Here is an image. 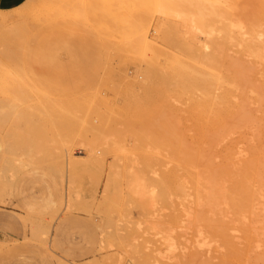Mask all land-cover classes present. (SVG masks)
Returning <instances> with one entry per match:
<instances>
[{
    "label": "bare ground",
    "instance_id": "6f19581e",
    "mask_svg": "<svg viewBox=\"0 0 264 264\" xmlns=\"http://www.w3.org/2000/svg\"><path fill=\"white\" fill-rule=\"evenodd\" d=\"M95 1L96 0H94V2ZM40 2L43 3L42 1ZM69 2L72 5L69 3L71 7L69 8V5L68 8L73 10L72 6L76 3H73L74 0H70ZM41 3L39 4L42 5ZM46 3L48 4L47 1ZM114 4L116 6L115 2ZM40 5L39 7H41ZM26 6L28 7V5ZM86 6L87 5H85V7ZM108 6L110 7V4ZM33 7H36L34 8V12H36L38 7L32 5V9ZM59 7L61 8L62 6ZM91 7H93V5ZM151 7L153 17L155 13L159 15L158 19L153 24L154 38L151 37V39L148 36V31L152 25V21H154L153 18H150L151 15L149 18H143L145 20V25L141 28L139 26L141 24H137L139 20L137 22L135 21L136 23L131 21L132 24L136 25H134L135 27L133 26L134 28L130 25L131 23H128L131 27L127 26V30L126 26H124V33L131 28L134 29V31L141 32L140 34L134 31L133 33L129 31L130 33L120 34L122 30L120 31L119 29L120 32H117L118 34H114V30L112 32L113 34H110L111 31L109 30L110 32L106 33L108 35L105 37L116 40V44L117 41L118 44L119 42L121 43L122 47L117 44L120 53L128 52L132 56L137 57L142 67L138 69V71H145L146 77H150L152 74L157 75L156 72H158L162 83L174 79V86L172 87H175V92L177 94L176 101L181 104V106L177 104L178 107H182L181 111H186L185 113H188V117L190 115L199 119L201 121L200 124L205 122V124L209 126L208 128L211 127V130L214 128L211 135L209 134V144L211 151L212 149L215 150L211 152V156L209 155V169L206 172L207 174H204V180L200 172L197 171L196 166L185 156V154H189L188 156L191 155L190 157H192L194 153H189L188 149L185 150L186 148L183 151L181 148H178L181 150H177L179 144L174 147L176 148L174 150H177L175 153V158L177 159L176 162H174V173H176L177 176L175 179H179V181L178 179L174 181L175 183L179 182L177 187L184 190L182 193L186 192L183 195L178 192V201H181V196H187V198L183 197V199L181 197L182 201L191 197V199L189 198L190 200H188L189 202L192 200V204L194 203V208L189 205L192 209L208 207L206 214L209 213V216L207 217L206 215L204 218L205 221L208 219L207 226L209 232L206 233L203 231L205 230L204 227L202 228L201 224L199 225L197 223L203 217L198 219V215L196 214L198 212L196 210L189 211L186 210V208H184L185 210L182 209V213H180L181 206H183V202H180L182 205L176 206L177 212L180 213V216L176 217L178 228L191 230L195 227L196 229L194 228V231L196 230V237L193 243L194 250L197 252H206L209 255L208 257L213 258L215 257L214 254L220 253L222 255V257L220 254L218 255L220 256V261L215 257L220 263L264 264V150L261 148L262 151L260 152V149H257L258 147L256 146L258 141L261 143V135L264 132L260 131V123L258 124V121L253 118L254 116H251L253 112H259L257 115H260V111L264 110V0H155L152 2ZM75 8H77V5ZM82 8H80V10L78 9L82 11L81 13H83V10H81ZM19 9H21V7H19ZM22 9L24 10L23 6ZM23 10L20 11L22 12ZM28 10L26 11L25 9L22 14L24 15L27 13L28 15L33 12L32 10ZM42 10L41 8V11L39 9L37 12L42 13ZM96 10L99 11V7H96ZM20 11H18V13ZM67 11L70 13L69 10ZM48 12L47 10V13ZM59 12H64L62 14L68 13L63 10ZM1 13L2 11L0 14ZM47 13L46 15L48 16L52 14L50 12V14ZM32 14L35 15L36 13ZM89 14L92 13L89 12ZM89 14L86 15L88 16ZM99 14L97 15L99 16ZM60 15L58 16L60 17ZM83 15L85 14L83 13ZM58 16L56 18H58ZM98 16H95L97 20ZM0 17H2V15H0ZM35 17L36 16H33L32 19ZM85 18L87 19L86 21H88L89 18L92 20L94 17L92 18V16L90 17L89 15V18ZM103 18L105 20V17ZM35 19L34 21L36 22L37 19ZM44 19L47 20V18ZM60 20L62 21V19ZM90 20L89 23L91 24ZM1 22L2 21H0V26H2ZM127 22H129V20ZM127 22L122 23H124L123 25H127ZM16 23L18 24L19 22L16 20ZM122 23L120 26L118 25L120 22H118L117 27L120 26V28H122ZM13 25L11 24L10 26L8 25L9 27L7 26L8 28H4L3 24V27L0 28V198L9 191L13 181L12 178L14 177L13 173H15L14 168H16V166L17 168L22 167L20 168L21 170L26 167L49 163L61 177L65 178V196L63 195V198L65 197V199H63L65 208L72 205L67 175L77 162V160H75L77 155L71 152L73 143L79 138V141L82 142H79L82 146L81 148L88 149L89 151L93 149V145L92 143H85L84 138H82L83 134L81 135L80 132L78 137L70 135L73 130L70 131L71 127L68 126L62 117L63 108H61L62 106L59 101L60 105L56 104V101L55 103H51L49 101L50 98L44 100L43 94L42 97L38 96L44 89L40 88L42 90L40 91L37 88L35 76L30 72V69L26 66L27 64H23L18 58L19 49H22L18 48V40L22 35L19 27H22V25L20 24L18 27H13ZM97 25H99V23ZM105 25L107 26L108 24L106 23ZM111 27L108 26V28L112 29ZM113 28L116 27L114 26ZM96 30L98 31V29ZM104 30L102 29L103 33L106 31ZM98 32H100V30ZM110 38L109 40H112ZM101 41L102 40H100V42ZM20 46H22V44ZM166 47L170 48L174 54L164 51L163 48ZM126 55L129 56L128 54ZM159 57H161L159 59L161 60L160 62H158ZM114 59L116 60L115 57ZM138 77H142L141 73H139ZM136 85L137 84L134 86ZM139 85H137V88L140 87ZM141 85L142 88L144 87L143 93L141 91L142 89L139 94L135 93L137 91H133V93H135L134 97L138 95L135 97L138 102L145 105L150 101L148 90L151 88L148 81L142 80ZM139 89L140 88L137 90L139 91ZM45 93L46 92H44V94ZM94 94L96 95V93ZM89 96L91 97V95ZM98 99L100 100V97ZM101 101L104 107H102V104L101 106L99 104L97 105H99L98 108L102 107L103 109L99 108L94 110V118L93 116L90 117L93 118L91 121L83 119L84 122L82 120L83 123L81 127L97 135L94 137L93 141L96 147L101 148L106 145L107 151L104 148H102V151L114 152L116 155V159L112 161L113 163L108 165L106 185L108 186L109 183L116 179L127 181L128 195L139 198L147 212H151L152 210L155 212L156 210L154 208L159 201L165 199L169 201L171 198L165 193V186L167 185V183L165 184L164 182L166 180L165 173H167L165 169L167 165L170 164L168 155L171 146L167 140L170 137V132H168L166 124L162 119L163 113L162 111H158L155 115L144 119L140 123L136 122L135 125L132 126L129 124L132 121L128 122L129 128L126 127V131L127 134L129 133L130 140L124 137L125 133L123 137L116 134L110 139L106 137L105 134L106 129L110 128L108 127L110 123L108 122L110 120H108L110 117L108 114H112L113 109L117 107L109 108L106 104L107 102H105L107 100ZM170 101L175 105L176 102ZM74 103L76 102L74 101ZM87 104L90 106L91 103ZM75 106L72 107L75 109ZM92 106L89 107V109L87 108L88 106L84 108L91 112ZM170 106L169 104V107ZM63 107H65V105ZM70 110H68L69 113ZM71 112L74 113V111ZM64 114L66 115V113ZM82 114L83 112H81V115ZM67 116H69V119L71 118L70 114ZM87 117L89 118V116ZM261 117L259 118L260 120ZM262 120L259 122H262ZM79 121L81 122V120ZM73 124L74 123H72V125ZM5 125H7L6 130L10 128L7 132L3 131ZM109 130L107 129V132ZM164 136L168 137L166 138ZM127 141L128 145L126 144ZM171 141H173V138ZM231 143L233 144L231 145L232 151L229 150V152L226 149L227 152H223L226 156L224 157L220 154L222 156L221 158H224L221 159L219 157V160H217V155H214V151L217 152V147L221 148L220 146H225V148H227ZM231 146L229 149H231ZM224 149L222 150L224 151ZM174 150L170 151L174 152ZM184 151L186 153H184ZM219 151L221 150L219 149ZM91 153L93 152L91 151ZM165 153H168V155H166V162L164 161L165 163H163L162 158L159 156L162 157ZM171 154L173 155L174 153L170 152V155ZM157 159L162 162H160L161 166H165L162 168L163 170L160 169ZM194 162L196 164L195 160ZM220 164H224L225 166L222 165L223 167H218ZM19 168L15 170H19ZM107 186L106 188H108ZM187 190H191V192ZM105 191H107V189ZM203 195H207L208 197H204ZM204 198H206V201ZM207 198H209V201ZM69 201L71 202L69 203ZM178 201L176 204L179 203ZM205 202L208 203H206L207 206H204ZM161 204H163V202ZM200 210L203 209H199V211ZM152 213L153 212H151V214ZM152 215L149 216L152 217ZM200 223L204 226L202 220ZM46 226L48 227V225ZM47 227L36 226L33 224V221L30 220L29 228L31 235L37 237L39 240H44V238H47L49 235L50 229ZM138 227L140 228L141 225L138 224ZM184 230L182 231L184 232ZM120 231L122 230H119V232ZM194 231L192 230V232ZM112 232V230L111 232L109 231V236H107L112 241H115L116 237L119 238L117 241L120 242V244L126 243L127 248H125L124 251L130 253L138 252V248L135 246L138 242L137 238H131L129 241L126 240V236L121 234L122 232ZM145 234H147V232H145ZM158 234V232L154 233V235ZM107 236L106 238L108 239ZM163 238L168 247L166 254L163 255L164 260H170L169 254L174 252L183 254L184 249H186L185 245L173 242L169 235H165ZM2 243L3 242L0 241V246ZM212 253H214L213 256H211ZM219 262H217V264Z\"/></svg>",
    "mask_w": 264,
    "mask_h": 264
},
{
    "label": "rangeland",
    "instance_id": "374dc122",
    "mask_svg": "<svg viewBox=\"0 0 264 264\" xmlns=\"http://www.w3.org/2000/svg\"><path fill=\"white\" fill-rule=\"evenodd\" d=\"M40 1H42L43 3H41ZM46 1L50 5H48ZM46 1L26 0L22 5L16 7L17 9L15 8L8 11H2V13L0 14L2 15V17H0L2 26H0V28L3 27V24L4 28H6L8 25H13L14 23L15 26L13 25V27H18V25L20 26V24L22 25V27H19L22 34L20 37L24 38H19V40H21L22 42L18 40V48H22L19 49L18 58L23 62V64H27L26 66L35 76L37 81V88L40 91H42L41 89H44V92H48L47 94H44V92L42 91L40 92V94H38V96L42 97L43 94L44 100L50 98L49 101L51 103H55V101L57 102L56 104L60 105L61 103V108H63L62 117L68 124V126L71 127L70 131H74H72L70 135L78 137V134L80 132L81 135L83 134L82 138H84V142L89 144L92 143L93 149L89 151L88 149L86 150L81 148L82 146L80 143L82 142L79 141V138H77L73 143L71 152L77 155V157H75V160H77V162L74 164L73 169L67 175V182L70 190V199L72 201V205L65 208L63 200L65 199V197L63 198L65 190V178L61 177L54 170L52 165H50L49 163H42L39 166L26 168L23 167L25 169L21 170L20 168L22 167H18L19 170H15L18 169L17 166L16 168H14V179L12 178L13 181L11 183L10 189L8 192H6V194H4L2 198H0V241L3 242L0 246V264H217V262L220 261V256H218L220 253L214 254V252L211 255L213 256L214 254L215 257L219 260L217 261L215 257H208L209 255L206 252H197L194 250L193 243L196 237V230L194 231L195 227L191 230L178 228L176 217H179L180 213H182V209L185 210L184 208H186V210L189 211L196 210L199 213L198 214L195 212L198 215V219L200 217H203L197 223L199 225L201 224L202 228L204 227L205 229L203 231L207 233L209 232L207 226L208 219L206 218V222L204 218L206 215L208 217L209 213L206 214L208 207L197 208L198 210L192 209L194 203L192 204V200L190 201L191 203L189 202L191 197H189L190 199L188 198L189 200L185 199V201H182L184 196H181V199L180 194L183 195L186 192L182 193V191L184 190H181L177 187V184L179 182L175 183L178 178L175 179L177 176L176 173H174V162H176L177 159L175 158V153L177 150L182 149L183 151L186 148L185 150L188 149L189 153H194L193 155L195 157L193 155L192 157H190L191 155L188 156V153V155L185 154V156L190 161H192V164L196 166L197 171L200 172V175L204 180V174H207L206 172L209 169V155L211 156V152L215 150L212 149L211 151L209 144L210 135L214 128L211 130V127L208 128L209 126H207L205 122H202V124H200L201 121L199 119L190 115L188 117V113H185L186 111H181L182 107H178V105L181 106V104L176 101L177 94L175 92V87H172L174 86V79H171L172 81L167 80L162 83L158 72H156L157 75L152 74L150 77H146L145 71H138V69H141L142 67L140 60L137 57L132 56L128 52L120 53L118 51V48L119 46L122 47L121 43L119 42L118 44L117 41V44L119 45L118 46L115 43L116 40H113L109 36L108 37L112 40L106 38V35H108L106 33H109L111 31L110 34H118L117 32L124 30V26H126V30L127 26L131 27L130 25H132V28H134L136 25L132 24L133 21V23H136L139 20L137 24L142 25H139L140 28L143 27L145 25V20L143 18H149L150 15V18H153L154 21H152V25L148 31V36L149 38H154L153 24L159 17V15L156 13L153 17V12L151 11L152 2H154L155 0H151V3L150 0H136L137 2L135 0H96L95 2L94 0H76L78 2L74 0L73 3L76 4L72 6L73 10L69 9L72 5L69 2L70 0H57L59 2H57L56 0H51L52 2L50 0ZM84 1H86L88 4ZM120 1L122 4L120 3ZM108 2H111L112 4H114L115 2L116 6L115 4L112 5ZM31 3L33 6H37L40 11L42 8V13L37 12L39 11L38 8L37 11L34 12V8L36 7H33L32 9ZM39 3H41L43 6ZM84 4L87 6L85 7ZM109 4L110 7L108 6ZM26 5H28L29 8ZM39 5L41 7H39ZM76 5L77 8H75ZM92 5L93 7H91ZM103 5L104 7L106 6L105 9H107L108 11L104 9ZM22 6L24 10L22 9ZM59 6L62 7L60 8ZM124 6L127 7L125 8ZM19 7H21V9H19ZM96 7H99V11L96 10ZM62 8H65L66 10ZM80 8H82L81 10H83V13L85 15L81 13L82 11H79ZM89 8H91L93 11ZM25 9L26 11L28 9V11L32 10L33 12H31L36 13L37 15H34L32 13L28 15L27 13H25L23 15L22 12H24ZM61 9L66 12H68L67 10H69L70 13L68 12L62 14L64 12H59L62 11ZM20 10L23 11L21 12ZM47 10L52 14H50L49 12L47 13ZM18 11L20 12L18 13ZM88 11L92 14H89ZM95 11H97L98 13ZM46 13L50 15L48 16L46 15ZM86 14H89L90 17L92 16V18L94 17V20H90L91 18H89V15L87 16ZM97 14H99L100 17ZM32 15L37 17H35L37 19L36 22L34 21L35 18L32 19ZM56 15H60V17L58 16V18H56ZM84 16L89 18L91 24L89 23V20L86 21L87 19ZM95 16H98V20L97 18H95ZM103 17H105V20L108 19L109 21L106 20V22ZM133 17L135 20L133 19ZM44 18H47V20ZM60 19H62V21ZM140 19L143 23L140 22ZM16 20L17 22H19L18 24L16 23ZM128 20L129 22H127ZM96 22H98L99 25H97L98 23ZM118 22H120V24H118L120 26L122 22H127V25H123L124 23H122L123 26L122 28H120V26L117 27ZM106 23L108 24L107 26L105 25ZM113 23L116 24L114 25ZM128 23L131 24L129 25ZM24 24L26 28L24 27ZM110 24L112 25V27ZM108 26L112 29L108 28ZM114 26L116 28H113ZM95 27L96 29H98V31L100 30V32H98ZM102 29L106 30H104L105 33H103ZM129 29L130 30L126 31L125 33V30L123 32L121 31L120 34H126L129 31H132L133 33L134 29ZM113 30L115 32H113ZM134 32L138 31L135 30ZM138 33L140 34L141 32ZM100 40L102 41L100 42ZM21 44L22 46H20ZM163 49L167 53L170 52L174 54L170 48L166 47ZM126 54H128L132 59ZM114 57L116 58V60L114 59ZM160 58L161 57H159L158 60ZM160 61L161 60H159L158 62ZM138 72L141 73L142 77L140 78L142 79L138 77ZM142 80L148 81L151 88L148 90V97L150 98V101L145 105L138 102V100L135 98L138 95L134 97L135 93L139 94L141 91L143 93L144 87L142 88L141 85ZM135 84L140 86L138 87L140 88L139 91L137 90V85L134 86ZM131 87L132 89H135L132 90ZM133 91L137 92L133 93ZM93 92L96 93V95ZM82 94L85 96H83ZM89 95H91V97ZM98 95L100 97V100L98 99ZM170 97L172 98L169 99ZM101 100H107L105 102H107L106 104L109 108L117 107L115 108L116 110L113 109L114 114H108L110 115V117L108 116V120L110 119L108 121L110 122L108 127L110 128L107 129L110 130L107 132L106 129L105 134L106 137H109L110 139L116 134L123 137V134L125 133L124 137L127 138V140H130L129 133L127 134L126 131V127L129 128L128 122L132 121L131 123H129L132 126L135 125L136 122L140 123L144 119L155 115V113H157L158 111H162L163 113L162 119L166 124L168 132H170V137L167 139L171 146L169 149V155L170 152L174 154H171L169 156L168 153H165L162 157H159L162 158L163 163L166 162V155H168L169 157L170 164L167 165V167L170 171L166 167L165 170L167 171V173H165L166 180L164 182L165 184L167 183V187L165 186V193H167L169 198L171 197V200L168 198L169 201L167 199L159 201L157 204L158 207L156 206L157 208H154L156 211H151L153 212V215L151 214V212H147L144 209V206L142 205L139 198H134L128 195L126 185L127 181L116 179L117 181L114 180L113 182L109 183L108 186L106 185V180L108 177L107 168L108 165L113 163L112 161L116 159V155L114 152H106V145L105 147L102 146L101 148L96 147L93 141L94 137H96L97 135L95 133L88 132L83 127H81V124L84 122L83 119L91 121L94 118V110L104 107ZM170 100L174 101V103L176 102L175 105H173V102L171 103ZM74 101L76 103H74ZM62 103L65 105V107H63L64 105ZM87 103H91L90 106ZM97 104H99L100 106L102 104V107L98 108L99 105ZM169 104L171 105L170 107ZM72 106H75V109ZM85 106H88V109L92 106L91 112L85 109ZM68 110H70V113ZM71 111H74L75 114ZM81 112H83L82 115ZM64 113H66V115ZM253 113L251 114V116H254L253 118L258 121V124L260 123V131L264 132V127H262L264 126V124H262L264 123V120H262L264 119L262 118L264 117V110L260 111V113L262 114L260 115L262 117L260 115H257L259 114V112L256 114ZM69 114L71 117L70 119L69 116H67ZM86 115L89 116V118L93 116V118L89 119ZM256 115L258 117H261L262 122H259L261 121L259 119L260 117L258 118ZM72 118L75 120H73ZM79 120H81V122ZM72 123L74 124L72 125ZM6 127L7 125H5L3 129V131L5 132L10 129L7 128L6 130ZM81 128L85 131H82ZM168 136L164 137L167 138ZM172 138L173 141H171ZM126 144L128 145V141L126 142ZM177 144H179V146L175 151L174 149L176 148L174 147H176ZM231 145L233 144L231 143L227 148H225V146H220L221 148L217 147V152L214 151L217 154L213 152L215 156L217 155L216 159L219 160V157H222L220 154L225 157L226 155H224V153H226L227 150L232 151ZM230 146L231 149H229ZM256 146L258 147H256L257 149H260V152L264 150V133H262L261 135V143H259L258 141L256 143ZM102 148H104L106 151H102ZM219 149L221 151H219ZM222 149H224V151ZM170 150H174V152ZM91 151L93 153H91ZM184 153L186 152L184 151ZM158 159L157 161H159ZM194 160L196 161V164ZM160 162L161 161L158 162V165L160 169H162L165 166H161ZM222 165L225 166L224 164H220L218 167ZM167 176L169 177L170 181ZM106 186L108 188H106ZM105 188L107 189V191H105ZM176 188L178 191L176 190ZM166 189L170 195L168 194ZM187 191L191 192V190ZM178 192L180 193L179 197L181 201H178ZM203 196L208 197L207 195ZM185 197L187 198V196ZM204 199L206 201V198ZM176 200L179 202L178 204H176ZM207 200L209 201V198H207ZM71 201H69V203ZM162 202L163 204H161ZM180 202H183V206H181L182 204H180ZM207 202H205L204 206H207ZM177 205L181 206L180 213L177 212ZM189 205L192 207H190ZM199 209L203 210L199 211ZM149 215H152V217H150ZM30 220L33 221V224H35L36 226L47 227L46 225H48L49 228H47L50 229V233L48 235L49 237L47 236V238H44V240H39L37 237L31 235L29 228ZM201 220L204 223V226L202 225V223H200ZM138 224L141 225L140 228L138 227ZM108 230L110 232L111 230L113 232H119V230H122L119 233L122 232L121 234L126 236V240L129 241L131 240V238H137L138 242L137 244H135V246L138 248V252L130 253L128 251H124V249L127 248V244H120V242L117 241L119 239L117 237L115 238V241L109 239ZM182 230H184V232ZM192 230L194 232H192ZM145 232H147V234H145ZM157 232L159 234L154 235V233ZM165 235H169L173 242H177L179 244L181 243L182 245L186 246L183 254L174 252L169 254L171 258L170 260L167 261L163 259V255L166 254V250L168 249L167 244L165 243L163 238V236ZM25 236L27 239L25 238ZM106 236L108 237V239L106 238ZM218 264L223 263L219 262Z\"/></svg>",
    "mask_w": 264,
    "mask_h": 264
},
{
    "label": "crops",
    "instance_id": "0c3cea01",
    "mask_svg": "<svg viewBox=\"0 0 264 264\" xmlns=\"http://www.w3.org/2000/svg\"><path fill=\"white\" fill-rule=\"evenodd\" d=\"M26 0H0V11H8L22 5ZM52 231V230H51Z\"/></svg>",
    "mask_w": 264,
    "mask_h": 264
}]
</instances>
